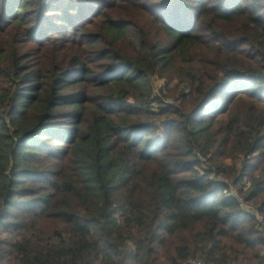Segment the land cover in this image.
Segmentation results:
<instances>
[{
  "label": "trees",
  "instance_id": "16d2710c",
  "mask_svg": "<svg viewBox=\"0 0 264 264\" xmlns=\"http://www.w3.org/2000/svg\"><path fill=\"white\" fill-rule=\"evenodd\" d=\"M195 261L264 264V0H0V264Z\"/></svg>",
  "mask_w": 264,
  "mask_h": 264
},
{
  "label": "rangeland",
  "instance_id": "374dc122",
  "mask_svg": "<svg viewBox=\"0 0 264 264\" xmlns=\"http://www.w3.org/2000/svg\"><path fill=\"white\" fill-rule=\"evenodd\" d=\"M154 82H155V86L157 87L158 90H160V88L162 87L163 83H165L164 80H161V79H158V78L154 79ZM158 90H157V92H158ZM218 181H221V178H219ZM224 183H226L227 185L231 186V190L233 191V194L237 195V188L235 187L233 181L225 180ZM246 204L249 205L248 203H246ZM254 209L257 211V209H256V207L254 205H250L249 206V210H254ZM260 219H262V218H260Z\"/></svg>",
  "mask_w": 264,
  "mask_h": 264
},
{
  "label": "built area",
  "instance_id": "2783aa9c",
  "mask_svg": "<svg viewBox=\"0 0 264 264\" xmlns=\"http://www.w3.org/2000/svg\"><path fill=\"white\" fill-rule=\"evenodd\" d=\"M249 206L250 205H247L244 200H241V208H242L243 211H245V212H247L249 214L258 216V213H257V211L255 209L254 210H249ZM191 264H203V263L201 261H195V262H192Z\"/></svg>",
  "mask_w": 264,
  "mask_h": 264
}]
</instances>
